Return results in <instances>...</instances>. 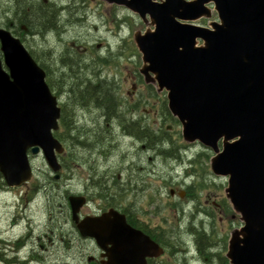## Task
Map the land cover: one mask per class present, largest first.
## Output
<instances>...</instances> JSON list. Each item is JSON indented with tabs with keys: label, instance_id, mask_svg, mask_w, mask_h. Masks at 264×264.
<instances>
[{
	"label": "flooded vegetation",
	"instance_id": "af4514ba",
	"mask_svg": "<svg viewBox=\"0 0 264 264\" xmlns=\"http://www.w3.org/2000/svg\"><path fill=\"white\" fill-rule=\"evenodd\" d=\"M4 4L2 1L0 28L8 30ZM110 8L113 16L103 23L117 26L114 43H102L100 27L84 4L67 10L77 23H88L91 31H79L78 25L74 29L63 17L61 32H49L45 39L47 82L65 110L66 123L72 126L65 133L70 138L75 136L77 157L65 147L59 159L68 169L62 170L59 181L53 180L48 169L41 170L40 176L36 170L34 177L41 179L39 183L18 189L6 186L0 191V264H108L110 253L97 239L84 237L79 226L110 211L119 212L127 226L149 237L162 250L147 257V264H232L228 258L231 238L244 223L232 210L227 185L217 183L223 178L209 169H200L209 152L200 144L185 142L181 126L165 119L166 91L146 84L140 71L131 92L124 86L128 76L123 75L128 69H122V62L128 58V39L121 32L128 25V10L114 5ZM118 11L125 16L119 17ZM1 60L4 62L2 54ZM79 89L92 94L96 90V94L107 92L110 107L80 97L76 94ZM122 144L124 165L118 167L117 151ZM70 148L74 150L72 145ZM122 177L123 199L118 201L116 182ZM222 188L224 201L216 194L218 189L223 196ZM165 193L168 206L161 201ZM144 195L147 206L137 202ZM73 196L85 199L77 221L70 202ZM168 210L173 211L170 220L174 221L165 216ZM227 210L234 214L228 215L231 227L236 218L241 222L231 234L217 229L218 213L227 216ZM39 216L40 223L36 221ZM14 232L17 234L10 235ZM126 258L128 263V245Z\"/></svg>",
	"mask_w": 264,
	"mask_h": 264
},
{
	"label": "water",
	"instance_id": "95a60500",
	"mask_svg": "<svg viewBox=\"0 0 264 264\" xmlns=\"http://www.w3.org/2000/svg\"><path fill=\"white\" fill-rule=\"evenodd\" d=\"M101 1L129 9L146 24L150 18L155 30L135 35L141 73L168 92L185 140L212 149V171L229 179L228 199L244 222L232 235L231 263L264 264V0ZM209 6L219 22L211 29L189 24L211 18ZM0 43V173L19 188L32 180L31 157L41 155L59 180L65 148L54 136L58 99L20 39L0 29ZM70 201L77 221L85 199ZM79 228L110 253L108 264H147V257L162 253L117 211Z\"/></svg>",
	"mask_w": 264,
	"mask_h": 264
},
{
	"label": "trees",
	"instance_id": "16d2710c",
	"mask_svg": "<svg viewBox=\"0 0 264 264\" xmlns=\"http://www.w3.org/2000/svg\"><path fill=\"white\" fill-rule=\"evenodd\" d=\"M2 1H5L4 6V14L8 17L7 28L10 30L15 36L19 37L27 46L30 53L34 57V59L40 64V66L45 70L44 63V51H45V39L49 32H61L60 24L63 23L62 18L65 17L68 21L67 24L70 26L75 25V20L71 17L69 9L72 6L82 7L84 5H88L89 0H68V2L59 3L55 0H0V7ZM73 2V3H72ZM63 6V7H62ZM77 9V8H76ZM70 10V9H69ZM65 11V12H64ZM68 12V13H67ZM63 25H66L64 23ZM33 37H36L37 40L41 41V43L37 44V48L34 50L33 47H30V40ZM43 41V42H42ZM42 57V58H40ZM90 91V90H88ZM81 89H79L76 94L80 97L87 96V99L92 102L93 100L97 101L101 107L109 108V103L111 102V98L107 92L95 91V94L90 93H81ZM82 95V96H81ZM81 103V102H79ZM167 110V109H166ZM65 110L63 109L62 116V128L59 133L56 134V137L67 147L68 153L74 156V152H76V138H70L65 133L72 128L71 125L66 123L64 118ZM166 119L172 122V117L169 113L166 114ZM144 134V133H143ZM142 135V133H141ZM145 135V134H144ZM74 147V150L70 148V146ZM150 149V146H148ZM73 151H72V150ZM162 151L163 149H159ZM64 169L67 168L66 165H63ZM35 181H40L35 179ZM52 181V180H51ZM5 187V183L3 180V176L0 173V190ZM124 189V182L117 179L116 182V190L118 194V201L123 199L122 195ZM54 198V196H52Z\"/></svg>",
	"mask_w": 264,
	"mask_h": 264
},
{
	"label": "rangeland",
	"instance_id": "374dc122",
	"mask_svg": "<svg viewBox=\"0 0 264 264\" xmlns=\"http://www.w3.org/2000/svg\"><path fill=\"white\" fill-rule=\"evenodd\" d=\"M55 1H58V2H68V0H55ZM86 6H89V10L92 11L90 13L91 19L94 22H96L99 25V27H100V30L99 31L101 33L100 38L102 39V43H104L105 41H108L110 43H114L115 38H114L113 32H118L117 31V26L115 24H112V23L111 24H104L103 23L105 19L110 18L111 16H113V13H111V9L112 8H110V5H108L106 3H103V2H100V1H97V0H94V1L89 0L88 5L86 4ZM117 15L119 17H124L125 16V14L121 15V12H119V11H118ZM126 16H127V19H128V25H125L124 26V28L122 29V32L121 33H122V35L126 39H128V58L126 59L125 62H122V69H125L124 66H127L128 73L125 72V74L123 75V77H127L128 76V84L127 85L124 84V86H127L128 92H131V90L133 88V82L135 81L136 74L139 73V70L141 69V67L143 65V63H142V55L138 52V50L136 48V45L134 43V34L136 32H139V31L145 32L147 30V28H149V27L147 25H144L143 23H141L139 21L138 17L135 16V15H133V14H131L130 12H128V15H126ZM216 20H217V16L214 13L213 16H212V18L210 20H202L201 22H198L197 24H200V25H202L204 27H209L210 26V23L211 22H214ZM77 25H78L79 31H82V30H85L86 32L87 31H91L88 23L84 25V24L77 23L75 21V25H73L72 27H74V29H76L77 28ZM72 29H70V31H72ZM64 32H65V30H64ZM76 32H78V31H76ZM39 43H41V41H39L37 39L36 40H31V45H32V47H34V49L37 48L36 46ZM120 81L124 82L123 80H120ZM147 102H153V100H149ZM147 110H150V108H148ZM121 142L124 143V141H122V140H121ZM124 148H123V144H122L120 146V148L118 149V151H117V165H118V167H119V165H124L123 158H122V153L124 151ZM73 152L75 153V151H73ZM74 156L77 157V155H75V154H74ZM33 163H34L35 168L39 172L41 170L48 169L47 164H46L43 156H40L37 159H35ZM100 168H101V166H100ZM206 168L210 169L209 163H207ZM180 169H183V168H180ZM121 179L124 180L123 177ZM150 181H151V179H150ZM150 181H148V182H150ZM216 182L217 183H220V184L222 182L225 185H227V181L226 182L225 181L223 182V179H221V180L218 179ZM162 183H164V182H162ZM76 190H78V189H76ZM221 190H222V193H224V188H222ZM216 194L217 195H220L223 201L225 200V193L222 196L220 194V190L216 189ZM146 195H144L141 198L140 201H137L138 204H143V205L147 206L146 200H145ZM131 200L132 201H135L134 198H132ZM161 201L166 206L169 205L170 201H169V197L166 196V193L161 198ZM174 202L175 201H171L172 204ZM219 203H221V202H219ZM172 212L173 211L168 210L165 213V216L167 217L168 220L174 218V216L172 215ZM1 213L2 212L0 210V215H1ZM228 215L230 216V215H234V214H233L232 211H228L227 210V216H225L221 212L218 213V215H217V229L221 233H227L229 231V233L231 234L233 229H235V228L236 229H239L240 228L239 227V224H241V222H239V219L238 218H236V222H234L233 226L231 227V224L229 223ZM235 215H236V217H240L236 213H235ZM175 220H176V218H175ZM36 221L40 223L42 221V218L41 217L40 218H37ZM170 221H174V220H170ZM167 223H168L169 226L171 225V222H167ZM1 229H2V223H0V230ZM15 234H17V232H14V233H12L10 235H13L14 236ZM171 263H172V261H171Z\"/></svg>",
	"mask_w": 264,
	"mask_h": 264
}]
</instances>
